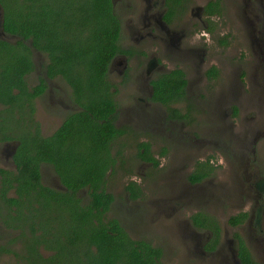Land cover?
<instances>
[{
    "label": "flooded vegetation",
    "instance_id": "obj_1",
    "mask_svg": "<svg viewBox=\"0 0 264 264\" xmlns=\"http://www.w3.org/2000/svg\"><path fill=\"white\" fill-rule=\"evenodd\" d=\"M112 2L119 50L97 81L75 65L50 73L34 47L29 70L28 51L9 47L18 37L5 31L0 2V226L11 242L0 254L55 264L64 244L103 264L138 253L144 264H264V121L235 124L244 100L219 69L229 68L219 58L232 38L218 30L226 9L244 19L248 54L256 43L264 61V0ZM201 30L211 43L196 38ZM200 115H216L202 135ZM109 123L117 133L93 144ZM209 183L208 194L196 191ZM100 232L115 240H93Z\"/></svg>",
    "mask_w": 264,
    "mask_h": 264
},
{
    "label": "trees",
    "instance_id": "obj_2",
    "mask_svg": "<svg viewBox=\"0 0 264 264\" xmlns=\"http://www.w3.org/2000/svg\"><path fill=\"white\" fill-rule=\"evenodd\" d=\"M0 2L3 3L4 8L3 27L5 31L18 37L16 43L9 47L13 50L23 48L28 51L29 70L32 65L30 49L34 47L44 53L50 73L56 70L58 64L63 71L75 65L91 71L93 81H97L102 79V74L112 56L119 50L117 41L121 34L122 24L112 0H0ZM25 42H30V45ZM13 55L21 57V54L17 56L14 53ZM22 62L23 60L19 59L18 62L13 63L19 66L12 71V87L19 86ZM107 105L110 106V103L107 102ZM109 124L108 129L93 131V144L102 146L114 133H117L112 124ZM193 179L199 178L193 177ZM82 184H84L83 180L76 181L74 185ZM68 185L73 187L70 183ZM0 217L5 222L4 215ZM106 234L108 233H97L92 239L108 242L115 240ZM36 239L39 240V238ZM4 248L5 246H0V253L5 250ZM34 248L35 246L32 245V249ZM55 249L57 250L54 256L62 260L57 262L51 259L55 264H80V261L82 264H103L91 257L89 258L92 261L88 262L77 260L78 257L75 256L77 248H74L72 252L61 244ZM65 249L68 250L70 256H65ZM98 250L102 252L100 247ZM138 254L128 256L131 260L124 263H146L147 260L142 258V254ZM113 257L116 258L117 254ZM37 258L39 262H42L41 264H53L49 259H43L41 255Z\"/></svg>",
    "mask_w": 264,
    "mask_h": 264
},
{
    "label": "rangeland",
    "instance_id": "obj_3",
    "mask_svg": "<svg viewBox=\"0 0 264 264\" xmlns=\"http://www.w3.org/2000/svg\"><path fill=\"white\" fill-rule=\"evenodd\" d=\"M230 1L233 2V0H222V2L224 3L227 2V4ZM231 9L234 12V5L232 6ZM249 9L250 8H247V10ZM244 10H246V8H244ZM239 11H240L239 7L236 5V10L233 14L239 17ZM227 14H228V11L226 9L225 17H223L221 24L218 26V30L219 29L220 30L222 29L221 31L226 30L224 32H226L228 35H231L232 42L230 43L231 45L226 50V52H224L223 50L221 51L223 55V59L219 58V62L222 63L223 61V62L228 63L229 68H219V69L223 75L231 78L235 82L236 93L240 92L244 100L242 103L243 108L241 109L239 119L237 122H235L237 127L242 128L247 122H251V125L253 126L257 124L259 125V124H262L264 121V108L261 109L262 101L264 100V68L262 69V67L260 66L261 64L264 63V61L261 60L260 54L258 53L259 50L257 49L258 47L256 43L253 44V47L254 49H256V51L253 54L252 53L248 54L249 50L247 49V46L245 47L246 41L244 39L245 27H246L244 19L240 20V19H236V17L227 18ZM257 14L258 15L260 14V11L257 9L250 10V12L249 11L247 12V15L252 19H254ZM250 25L254 27V24H250ZM232 28L234 30H232ZM234 37L236 38L235 40H234ZM251 37H254V36H251ZM126 44H129V42L126 41ZM219 86L220 84H218V86H215L217 88V91L219 90ZM225 95H226V92H225ZM209 117H216V115H200L199 118H195L196 125L194 126L193 129L198 134H201V131H200L201 128H206L207 126L211 124V121L208 120ZM245 119H247L248 121L244 123ZM197 130H199V132ZM212 136H209V137L211 138ZM142 139H144L143 136H142ZM261 143L264 144V139L261 141ZM175 150L173 151V153H175ZM133 152L134 150H132V153ZM204 154L206 155L207 151H205ZM169 155L170 154H168L166 157V160H165L166 162H169ZM221 165H223L224 167V164H221ZM162 170H165V169H162ZM195 189L197 192H200L202 194L203 192L204 193L206 192V194H208L209 192H207L206 189H210L211 191L213 190V187L209 183L207 185L205 184L199 185ZM212 203L213 201H211V204ZM210 207H213V206L210 205ZM9 233H10L9 231L5 232V230H3V227L0 226V246L5 245L6 247H10L8 244V242H10L8 240ZM9 261L14 262L11 257L8 258L7 255L0 254V264H9ZM177 262H179V260H177ZM172 264H180V263H172Z\"/></svg>",
    "mask_w": 264,
    "mask_h": 264
},
{
    "label": "clouds",
    "instance_id": "obj_4",
    "mask_svg": "<svg viewBox=\"0 0 264 264\" xmlns=\"http://www.w3.org/2000/svg\"><path fill=\"white\" fill-rule=\"evenodd\" d=\"M200 37H203L205 43H211L210 34H209L207 31H203V30H201V31L197 34L196 38L199 39ZM219 163H220V164H223V163H224V161H223L222 158L219 160ZM131 179H132L134 182H136V183H141V182H142V181H141V178H140L139 176H133V177H131Z\"/></svg>",
    "mask_w": 264,
    "mask_h": 264
}]
</instances>
